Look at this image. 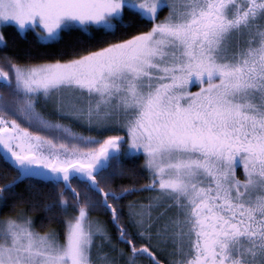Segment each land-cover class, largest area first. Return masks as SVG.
Wrapping results in <instances>:
<instances>
[{
	"label": "snow or ice",
	"instance_id": "snow-or-ice-1",
	"mask_svg": "<svg viewBox=\"0 0 264 264\" xmlns=\"http://www.w3.org/2000/svg\"><path fill=\"white\" fill-rule=\"evenodd\" d=\"M0 165L60 224L4 216L0 264H264V0H0Z\"/></svg>",
	"mask_w": 264,
	"mask_h": 264
},
{
	"label": "trees",
	"instance_id": "trees-1",
	"mask_svg": "<svg viewBox=\"0 0 264 264\" xmlns=\"http://www.w3.org/2000/svg\"><path fill=\"white\" fill-rule=\"evenodd\" d=\"M163 14V13H162ZM7 36L9 40V48L7 49L9 55L19 54L23 59L25 50L30 49L33 52L44 51L45 48L41 44L37 43L33 33L28 32L24 36H21L15 29L10 28L7 30ZM75 34L68 33L65 34L62 44L71 45L74 42ZM61 45H56L55 47H60ZM27 126V125H25ZM143 162V156L130 157L124 160V165L126 169H135V174H129L127 171L122 176H117L114 179L113 187L119 189L120 187H130L132 185L140 186L146 183L145 173L139 167ZM7 173L6 175L3 173ZM15 175V171L12 169H6L3 165H0V185L4 184L6 181L11 180ZM30 185H35L34 188ZM38 190V202L33 205L31 204L30 198L33 193H37ZM16 192L20 195L9 201L8 206L5 208H0L1 216H14L21 209L27 210V215L35 218V225L37 230L45 231L49 227L59 228V221L56 219L47 220L45 219L46 213L43 210V205L45 202L51 200L54 197V191L50 185L38 183L36 181L24 180L17 184ZM146 192H133L130 196H127L124 201L131 200L135 195H139ZM100 216L103 221L108 222L109 228H111V221L109 220V215L103 210L93 212Z\"/></svg>",
	"mask_w": 264,
	"mask_h": 264
},
{
	"label": "rangeland",
	"instance_id": "rangeland-1",
	"mask_svg": "<svg viewBox=\"0 0 264 264\" xmlns=\"http://www.w3.org/2000/svg\"><path fill=\"white\" fill-rule=\"evenodd\" d=\"M198 87H199L198 84L193 83L190 86V90L191 91H196V90H198ZM50 107H51V105H49V108ZM64 122L65 123H71L73 125V127H74V130L81 131V132H84L85 134H88L87 128L85 126H83L80 122L75 121V120H69V119H65ZM106 134H115V133H106ZM143 159H144V157H143ZM149 195H152V193L146 192V193H142V194H139V195H135L132 199L142 198V197H146V196H149ZM92 215H93V217H99L100 218V216L95 214V213H92ZM3 217L4 216L0 215V219H2ZM100 220H102V219L100 218Z\"/></svg>",
	"mask_w": 264,
	"mask_h": 264
},
{
	"label": "flooded vegetation",
	"instance_id": "flooded-vegetation-1",
	"mask_svg": "<svg viewBox=\"0 0 264 264\" xmlns=\"http://www.w3.org/2000/svg\"><path fill=\"white\" fill-rule=\"evenodd\" d=\"M241 172H242V170H240ZM241 178H243L242 176H241Z\"/></svg>",
	"mask_w": 264,
	"mask_h": 264
}]
</instances>
